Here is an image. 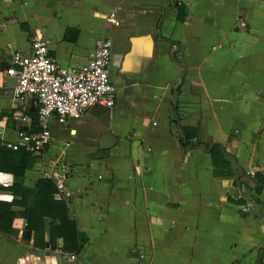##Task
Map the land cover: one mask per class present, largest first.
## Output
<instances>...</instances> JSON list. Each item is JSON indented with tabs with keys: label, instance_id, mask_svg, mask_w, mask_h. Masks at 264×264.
Wrapping results in <instances>:
<instances>
[{
	"label": "crops",
	"instance_id": "0c3cea01",
	"mask_svg": "<svg viewBox=\"0 0 264 264\" xmlns=\"http://www.w3.org/2000/svg\"><path fill=\"white\" fill-rule=\"evenodd\" d=\"M33 39L70 69L108 39L117 95L110 109L51 117L32 166L0 172V202L33 191L0 232V264H264V0H0L4 146L38 131L36 101L15 98L3 74ZM54 176L64 190L36 209L42 225L29 233L21 212ZM60 200L83 240L76 253L60 238L36 245L61 223Z\"/></svg>",
	"mask_w": 264,
	"mask_h": 264
},
{
	"label": "built area",
	"instance_id": "2783aa9c",
	"mask_svg": "<svg viewBox=\"0 0 264 264\" xmlns=\"http://www.w3.org/2000/svg\"><path fill=\"white\" fill-rule=\"evenodd\" d=\"M116 14L111 12L107 20L118 26ZM244 27V23H240ZM110 48L108 39L96 41L87 63L80 69L57 65L48 54V42L33 39L28 55L15 52L11 55L4 77L15 80L13 96L33 97L37 104V132H19L15 142L5 146L12 151L24 150L40 155L51 142L49 119L54 117L60 125L68 119L80 118L90 107L110 109L116 101V88L110 80ZM25 117L21 121H26ZM254 171L251 172L253 175ZM54 176V183L62 193L64 184ZM0 186L7 187V183ZM73 258V256H71Z\"/></svg>",
	"mask_w": 264,
	"mask_h": 264
},
{
	"label": "trees",
	"instance_id": "16d2710c",
	"mask_svg": "<svg viewBox=\"0 0 264 264\" xmlns=\"http://www.w3.org/2000/svg\"><path fill=\"white\" fill-rule=\"evenodd\" d=\"M178 6V5H176ZM36 120V117L33 118V124ZM30 153L25 152L24 150L19 151H12L10 149H7L4 145L0 143V172H8L13 174L15 177H19L23 174V172L32 166L35 157ZM16 188V184L13 185V188ZM37 190L39 192H43L44 194L39 199V201L35 204L32 208H25V212H21V216L26 220L27 229L28 232H35L37 233L38 225H42L40 222V219L36 218L37 214V208L38 207H46L47 202L52 200V195L54 194L55 185L54 182L50 179H44L41 180L38 183ZM23 191V190H22ZM23 202H13L11 204L2 203L0 202V232H6L10 234L12 231L10 229H7L10 226V223L15 218L16 213L14 210H12V207L14 206H23L25 202L26 195H31L33 191L25 190ZM37 196V195H36ZM45 204H42V203ZM56 208L61 209L63 214V219H61V223L58 225L52 224L50 226L49 230V241L47 243H39L38 239L36 240L39 247H44L46 244H49L53 247L54 241H56L58 238L62 239L63 248L62 250L64 252H71L76 253L79 248L80 244L83 241L78 234L75 224L70 221L66 215V206L65 203L60 201H53L52 202ZM53 221H55L56 217L53 216Z\"/></svg>",
	"mask_w": 264,
	"mask_h": 264
},
{
	"label": "water",
	"instance_id": "95a60500",
	"mask_svg": "<svg viewBox=\"0 0 264 264\" xmlns=\"http://www.w3.org/2000/svg\"><path fill=\"white\" fill-rule=\"evenodd\" d=\"M197 149H204L203 146H200V148L197 147ZM222 154L225 158V160L231 164L232 168H234V172H238L240 174L239 168L235 165V160L234 158H232L231 156H229L228 154L225 153V151H222Z\"/></svg>",
	"mask_w": 264,
	"mask_h": 264
}]
</instances>
